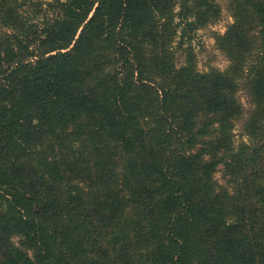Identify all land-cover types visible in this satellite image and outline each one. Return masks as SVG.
Segmentation results:
<instances>
[{
	"label": "trees",
	"instance_id": "16d2710c",
	"mask_svg": "<svg viewBox=\"0 0 264 264\" xmlns=\"http://www.w3.org/2000/svg\"><path fill=\"white\" fill-rule=\"evenodd\" d=\"M228 11L201 72L216 0H0V264H264V0Z\"/></svg>",
	"mask_w": 264,
	"mask_h": 264
},
{
	"label": "rangeland",
	"instance_id": "374dc122",
	"mask_svg": "<svg viewBox=\"0 0 264 264\" xmlns=\"http://www.w3.org/2000/svg\"><path fill=\"white\" fill-rule=\"evenodd\" d=\"M216 1L222 8V16L220 20L217 23L197 32L195 34V40L193 41V46L198 60V67L201 72H205L209 70V68H217L225 71L230 65L228 59L221 51L218 50L216 46L215 34H225L228 27L234 20L228 11V0ZM183 63L184 58L181 57L179 59V65ZM240 98L244 108L248 111L250 109L248 98L243 93L240 95ZM242 132L243 122H240L236 127L237 140L242 139Z\"/></svg>",
	"mask_w": 264,
	"mask_h": 264
}]
</instances>
